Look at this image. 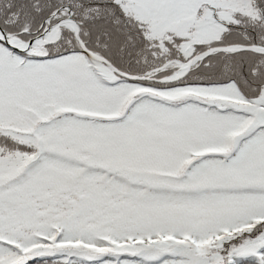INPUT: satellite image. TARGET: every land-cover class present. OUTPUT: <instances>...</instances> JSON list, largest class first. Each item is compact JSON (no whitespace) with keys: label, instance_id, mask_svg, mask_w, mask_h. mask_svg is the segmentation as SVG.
Segmentation results:
<instances>
[{"label":"snow or ice","instance_id":"snow-or-ice-1","mask_svg":"<svg viewBox=\"0 0 264 264\" xmlns=\"http://www.w3.org/2000/svg\"><path fill=\"white\" fill-rule=\"evenodd\" d=\"M0 264H264V0H0Z\"/></svg>","mask_w":264,"mask_h":264}]
</instances>
